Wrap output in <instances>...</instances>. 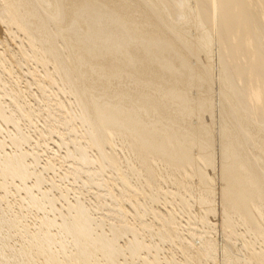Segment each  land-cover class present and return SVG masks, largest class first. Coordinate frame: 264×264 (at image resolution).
<instances>
[{"label": "bare ground", "instance_id": "1", "mask_svg": "<svg viewBox=\"0 0 264 264\" xmlns=\"http://www.w3.org/2000/svg\"><path fill=\"white\" fill-rule=\"evenodd\" d=\"M0 264H264V0H0Z\"/></svg>", "mask_w": 264, "mask_h": 264}, {"label": "rangeland", "instance_id": "2", "mask_svg": "<svg viewBox=\"0 0 264 264\" xmlns=\"http://www.w3.org/2000/svg\"><path fill=\"white\" fill-rule=\"evenodd\" d=\"M49 141H50V140H49ZM54 143H55V142H54ZM43 145H44V144H43ZM50 145H51V146L53 145V144H52V141L50 142ZM54 147L57 148V146H55V145H54ZM42 148L45 150V153H47L48 151H49V152H50V151H51V152H54V151L51 150V148H49V150H48L47 152H46V148H47V147L44 148V146H42ZM61 151L63 152L64 150H61ZM49 152L47 153V155H50V154H51V153H49ZM41 153H43L42 155H44V151L41 150ZM47 155H44V158H46ZM51 173H52V171H51ZM59 173H60V172H59ZM22 193H23V192H22ZM10 197H13V195H12V196L9 195V198H10ZM10 199H12V198H10ZM217 232H219V231H217ZM218 235H219V234H218ZM219 236H220V235H219ZM219 236H218V237H219Z\"/></svg>", "mask_w": 264, "mask_h": 264}]
</instances>
